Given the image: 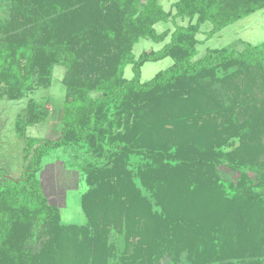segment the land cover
Returning <instances> with one entry per match:
<instances>
[{
  "label": "trees",
  "instance_id": "trees-1",
  "mask_svg": "<svg viewBox=\"0 0 264 264\" xmlns=\"http://www.w3.org/2000/svg\"><path fill=\"white\" fill-rule=\"evenodd\" d=\"M8 1L11 18L0 20V99L18 100L36 84L50 87L56 66L65 65L68 71L60 136L55 140L27 138L22 176L0 178V264H61L49 259L56 253L51 248L57 243L54 238L44 249L45 258L16 246L21 223L42 222L52 237L65 242L79 235L74 228L61 226L58 208L49 203L36 177L43 157L61 148L72 149L75 159L82 160L80 169L88 188L82 206L90 226L96 231L110 222L124 226L127 242L141 246L150 264H158L166 256L175 263L190 247L186 230L192 235L201 230L206 243L213 237L208 250L221 247L222 225L216 217L225 210L248 209L264 216V164L255 156L238 159L236 153L226 151L225 141H208L191 129L174 141L153 142L150 124L146 129L150 116L164 112L168 104L187 101L202 105L215 98V84L234 81L230 87L237 88L236 81L242 76L253 83L246 88L249 97L237 105L258 100V89L264 90V42L246 44L242 50L212 49L201 59L194 58L200 43L197 35L204 24H212L208 32L212 36L264 8V0H178L173 17L189 18L188 25H177L161 50L143 52L138 59L131 52L133 42L140 37L163 41L169 33L158 34L154 26L168 20L170 14L160 0H113L123 36H114L115 31L106 24L101 35L122 40L120 52L105 72L86 79L78 75L72 35L66 34L69 18L63 9L67 0ZM165 58L172 59V66L142 82L145 63ZM129 64L134 73L131 80L124 76ZM255 75L259 77L256 81ZM48 115L30 103L27 120L19 119L16 124L20 136H25L26 127ZM246 119L237 126L245 129V136L249 130L257 138L264 135V106L255 118ZM222 168L237 174L236 179H227ZM262 233L252 227L250 240L263 237ZM95 234L92 241L99 251L105 239ZM240 260L262 264L258 257Z\"/></svg>",
  "mask_w": 264,
  "mask_h": 264
},
{
  "label": "rangeland",
  "instance_id": "rangeland-1",
  "mask_svg": "<svg viewBox=\"0 0 264 264\" xmlns=\"http://www.w3.org/2000/svg\"><path fill=\"white\" fill-rule=\"evenodd\" d=\"M177 1L160 0L161 6L164 11L170 14V18L159 22L154 28L158 34L164 32L169 34L161 42H156L148 37H140L134 41L131 52L136 59L143 52L161 50L169 42L170 33L175 30L177 25H188L189 18L173 17L176 12L174 4ZM11 8L8 0H0V20L5 21L11 18ZM116 9L113 0H67L64 5L63 12H66L65 14H68L69 18V21L65 23L66 34L72 35V46L77 53V71L81 79L97 78L108 69L109 64L118 56L120 52L118 47L122 44V40L113 38L111 35H101V29L106 24L109 28H113L116 33L114 36H123L121 33L122 23L118 16L116 17L118 15ZM211 29L212 24L210 23L201 27V31L197 35L200 43L197 46L198 52L194 60L201 59L212 49L232 47L242 50L246 44H262L264 42V8L228 25L212 36L208 35ZM129 36L125 37L129 39ZM172 64L173 61L170 58L145 63L142 67V82L150 81ZM67 71L65 65L56 66L50 87H39L36 84L33 91L25 92L23 97L18 100H9L7 97L0 99V178L6 175L13 178L22 176L27 164L24 159L27 138L55 140L60 136L67 93L64 81ZM124 76L128 80L133 78L132 64L126 66ZM253 77H255V81L259 79L256 75ZM234 83L232 81L227 84H215V98L212 97L209 101H204L202 105L179 101L168 104L162 113L154 112L146 125L147 129L150 124L151 140L153 142L156 140L174 141L180 137L182 132L186 133L188 129H191L193 133L200 134L208 141H225L226 151L232 154L236 153L238 159L252 160L255 156L264 164V135L257 138L249 130L248 135L245 136L243 133L245 129L237 127L242 124V121H247V117H256L257 112L264 106V90L258 89L255 95L257 101L252 99L240 106L237 103L246 96L249 97L250 94L246 88L249 83L253 82H249L242 76L236 81L237 88H231ZM30 103L39 105L48 111L49 115L44 121L26 127L25 136L21 137L16 124L19 119L27 120ZM235 104L236 106H234ZM252 108L253 111H251ZM214 109L216 112L213 111ZM179 125L181 126L179 127ZM228 128L231 129L229 134ZM81 162V159H75L72 149H56L43 157L41 168L36 174L49 203L59 210L61 226L69 229L74 228L79 233L74 238L75 241L65 242L61 237H52L45 230L42 222L34 223L31 226L21 223L15 235L16 246L22 252L31 251L36 258L39 255L45 258L44 249L50 245L51 239L54 238L57 243L53 244L51 248L52 252L56 253H52L49 259L59 261L61 264H150L149 259L146 261V255H144L141 246L138 248L127 242L124 226L110 222L106 224V230L97 231L90 226L82 206V196L88 188L80 169ZM222 171L227 179H236L237 174L225 168H222ZM2 182L0 180V183ZM261 192L264 196V190ZM216 218L217 224L222 225L220 234L223 242L221 247L216 250L214 248L208 250V245L213 241V237L208 238L206 243L205 235H201L203 233L201 230H196L195 236L186 230L184 235L191 242L189 243L190 247H186L180 253L175 263L170 256H166L158 264H202L203 259L210 264H245L246 260L240 259H252V257H258L264 264V216L262 214L248 209L235 211L230 208L219 213ZM252 227L258 228L260 233L263 232V237H259L253 242L250 240L251 235L249 234ZM95 233L103 235L105 239V245L99 251L94 245L97 243L92 241ZM67 246L71 247L67 248ZM81 246L85 247V250L81 249Z\"/></svg>",
  "mask_w": 264,
  "mask_h": 264
}]
</instances>
